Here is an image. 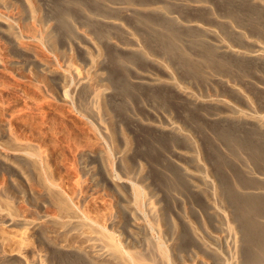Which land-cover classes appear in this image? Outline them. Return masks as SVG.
I'll list each match as a JSON object with an SVG mask.
<instances>
[{"label":"rangeland","instance_id":"1","mask_svg":"<svg viewBox=\"0 0 264 264\" xmlns=\"http://www.w3.org/2000/svg\"><path fill=\"white\" fill-rule=\"evenodd\" d=\"M235 137L264 146V0H0V264H246Z\"/></svg>","mask_w":264,"mask_h":264},{"label":"bare ground","instance_id":"2","mask_svg":"<svg viewBox=\"0 0 264 264\" xmlns=\"http://www.w3.org/2000/svg\"><path fill=\"white\" fill-rule=\"evenodd\" d=\"M227 136H229V134H227ZM227 136H225V138ZM239 139L240 138L237 140L236 138L237 144L245 146L247 151H251V156L255 160L263 161L262 163L264 164V146L262 143H252L248 139ZM239 147L241 148V146ZM221 181L224 184L225 195L229 199L227 200L230 201L229 203L234 207L236 220L239 222V227L242 231L243 241L247 245L245 258L246 264H264V228L255 223L252 219L253 215L262 212L260 207L261 201L259 202L255 198L239 196L223 180V177ZM251 248H254L255 250Z\"/></svg>","mask_w":264,"mask_h":264}]
</instances>
